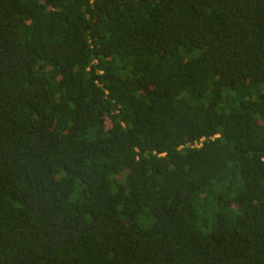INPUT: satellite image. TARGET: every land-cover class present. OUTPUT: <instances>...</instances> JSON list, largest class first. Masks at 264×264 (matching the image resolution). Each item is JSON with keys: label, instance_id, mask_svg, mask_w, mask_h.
Returning <instances> with one entry per match:
<instances>
[{"label": "trees", "instance_id": "16d2710c", "mask_svg": "<svg viewBox=\"0 0 264 264\" xmlns=\"http://www.w3.org/2000/svg\"><path fill=\"white\" fill-rule=\"evenodd\" d=\"M0 264H264V0H0Z\"/></svg>", "mask_w": 264, "mask_h": 264}, {"label": "built area", "instance_id": "2783aa9c", "mask_svg": "<svg viewBox=\"0 0 264 264\" xmlns=\"http://www.w3.org/2000/svg\"><path fill=\"white\" fill-rule=\"evenodd\" d=\"M197 146H199V144H196Z\"/></svg>", "mask_w": 264, "mask_h": 264}]
</instances>
